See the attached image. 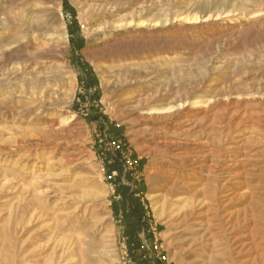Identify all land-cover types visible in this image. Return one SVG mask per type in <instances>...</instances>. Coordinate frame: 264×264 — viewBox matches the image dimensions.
I'll use <instances>...</instances> for the list:
<instances>
[{
	"label": "rangeland",
	"instance_id": "rangeland-1",
	"mask_svg": "<svg viewBox=\"0 0 264 264\" xmlns=\"http://www.w3.org/2000/svg\"><path fill=\"white\" fill-rule=\"evenodd\" d=\"M211 97L206 150L248 158L258 212L264 0H0V264H196L206 151L184 123L164 130L142 113L183 105L201 119ZM178 141L193 159L171 153ZM122 187L142 208L145 259L125 235Z\"/></svg>",
	"mask_w": 264,
	"mask_h": 264
},
{
	"label": "bare ground",
	"instance_id": "bare-ground-1",
	"mask_svg": "<svg viewBox=\"0 0 264 264\" xmlns=\"http://www.w3.org/2000/svg\"><path fill=\"white\" fill-rule=\"evenodd\" d=\"M209 18L210 15L207 19ZM183 19L185 21L193 20L197 22L199 20V17L195 16L188 18L186 16ZM131 23L132 21H130L129 23H127V21L123 22L122 20L118 21L115 25L112 24L113 31L124 32L127 29L126 27L130 26ZM144 23V21L139 22L138 26H143ZM128 29L130 28L128 27ZM58 37L60 38V36ZM50 93L51 89L45 86L40 93V97L43 98L45 96H48ZM213 99L214 98L211 97L210 102H207L205 104L203 103V107L201 103V106H197V109H208V111L206 110L205 112L203 110L204 114L202 115L203 117L201 119L196 117H190L191 115H187L185 113L186 111H184L186 106L183 105H180L179 107H176L177 109L171 111H164L162 109V111L157 110L154 112H149L148 110H146L142 114L151 119L156 118L157 120H154L159 124V126H162V129L164 130L169 127L174 129L181 128V124L184 123L187 126L186 130L188 131V133H191L194 137L198 138L197 140L199 141L197 145L204 148V150L206 151V155L203 159H207V161L203 162V165H206L205 168L207 169L205 172L206 179H210H204V181L206 182L204 188L209 189L210 195L208 199L205 198V200H203L200 204L197 205V208L199 207L197 209L199 211L196 214L198 219L193 222L195 231L194 233H192V244L196 245L194 251L197 256V259L195 261L196 264H264V207H258V212L254 209V187L250 186L252 184L251 180L254 178V176L245 168L248 167L245 166V163L247 162L248 158L243 157L239 159L232 157L231 153L233 151V148H229L230 155L224 158L225 162L222 163L220 162V156L213 155V151L215 149L206 150V139H208V137L214 133V122L217 120L214 118L216 116L213 115ZM30 104L31 103H29V105ZM228 105L229 104H226L224 106V109L225 114H228L229 116L230 111L227 109ZM241 116L245 117L247 116V113H244ZM164 118H168V123L160 122V120H163ZM232 119L233 117H230L229 123ZM243 121L244 120L241 119V122ZM259 123L264 125L263 121ZM231 125L232 123L230 124V126ZM186 144L189 143H182L180 141L172 142L171 153L178 158L185 157L188 158V160L193 159L194 157L188 153L191 150L188 151V146L185 147ZM218 151L216 152L219 153ZM224 154L226 155V153ZM261 175L262 174H259V176ZM259 187L260 186L257 185V188ZM173 190L174 184L171 188H168V193L171 194ZM148 199L151 201V207L156 220L163 225L167 224L168 222H164L162 212H160L161 210L158 208V205H156L154 198L148 197ZM185 213H182L183 218H185L186 216Z\"/></svg>",
	"mask_w": 264,
	"mask_h": 264
},
{
	"label": "trees",
	"instance_id": "trees-1",
	"mask_svg": "<svg viewBox=\"0 0 264 264\" xmlns=\"http://www.w3.org/2000/svg\"><path fill=\"white\" fill-rule=\"evenodd\" d=\"M80 43L79 46L80 47ZM109 172H116L118 175L120 172H118L117 167H112L111 171ZM128 190L124 187L121 189V194L123 197L122 205L124 209V220L126 222V229H125V235L128 236L129 245L132 246L133 250H138L139 245L134 244L136 243L134 240V236L139 232V230L142 228L141 224V214H142V208L137 202V200L132 199L130 195L127 192ZM132 251V250H131ZM140 262V261H139Z\"/></svg>",
	"mask_w": 264,
	"mask_h": 264
},
{
	"label": "built area",
	"instance_id": "built-area-1",
	"mask_svg": "<svg viewBox=\"0 0 264 264\" xmlns=\"http://www.w3.org/2000/svg\"><path fill=\"white\" fill-rule=\"evenodd\" d=\"M129 161H127L126 164H128ZM111 176H116V172H111L110 176L108 177L109 179L111 178ZM153 243L148 241L146 239V236H144V234L141 235V241H140V245H139V249L138 251L141 252L143 254L142 259H145L146 257H150V255L152 254V245ZM156 248V246H154ZM154 248V249H155ZM165 257L162 256L161 258H158V260L161 261H165Z\"/></svg>",
	"mask_w": 264,
	"mask_h": 264
}]
</instances>
